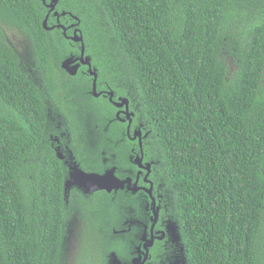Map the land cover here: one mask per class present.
Instances as JSON below:
<instances>
[{
    "label": "trees",
    "instance_id": "1",
    "mask_svg": "<svg viewBox=\"0 0 264 264\" xmlns=\"http://www.w3.org/2000/svg\"><path fill=\"white\" fill-rule=\"evenodd\" d=\"M55 9L66 11L61 23L78 18L98 82L128 99L132 124L147 132L162 214L178 225L187 264H264V0H58ZM46 13L41 0H0V264H62L61 163L35 143L45 101L67 111L74 138L73 101L113 115L87 77L61 79L52 33L64 55L77 49L44 29ZM4 29L35 50L37 81Z\"/></svg>",
    "mask_w": 264,
    "mask_h": 264
},
{
    "label": "flooded vegetation",
    "instance_id": "2",
    "mask_svg": "<svg viewBox=\"0 0 264 264\" xmlns=\"http://www.w3.org/2000/svg\"><path fill=\"white\" fill-rule=\"evenodd\" d=\"M49 1L50 0H48V2ZM48 2L46 1V3ZM55 11L58 10L55 9ZM61 12L62 11H58V13ZM50 15L55 19L52 24L55 25V27L51 30L56 29L63 35L65 40L69 41L68 43L70 45H75L77 53L69 55H73V57L78 56L81 43L73 42L69 39V36L74 33L76 28L80 30L78 25H74L75 20L72 18V20H66L61 23V14H59L58 18L53 12H51ZM57 25L64 26L66 30L65 33L62 27ZM69 55L61 57L60 67L61 61ZM85 55L89 56L92 68H96L97 71L98 69L92 62L91 56L87 53H85ZM21 66L22 63H20V67ZM62 71L63 74L60 75V77L64 79L65 82L70 80V78H77L78 81H81V78L84 80L83 78L87 77V82L89 83L88 93L96 99L101 98L109 101L107 92L111 90V88L109 87L108 81L105 79L98 82V73L95 90L100 94L99 96H93L91 94L90 89L93 76L88 73V66L86 64H81L77 73L74 75L68 74L63 69ZM111 91L113 92V101H117L119 97H122L119 95L115 96L114 91ZM45 102L51 103L47 100ZM75 104H78V102H75ZM90 105L91 104H89V106ZM96 107L100 111V106L96 105L95 108ZM124 109L125 106L115 107L113 105V117L111 116L112 118L110 117V119H107V117L102 118L107 128L112 125L113 120L120 123L118 127L114 129V136H108L105 140L111 143V146L114 145L117 147L118 143H122L125 137L129 142L125 143L129 144V147L124 148V157L120 155L117 156L116 151H112L115 147L112 148L111 146H102V148L96 146L94 150L88 148V152H84L83 146H79V151H77L72 147L75 135L73 136L66 128L62 127L59 119H54V116L50 115L52 111L50 107L46 109L45 125L42 131L37 135L38 139L35 140V143L41 148H43L42 146L50 147L54 151L57 160L61 163L59 167L62 172L61 193L65 218L63 224L64 235L61 262L63 264L65 257L66 237L71 236L68 232L70 225L74 226V230L75 227L81 225V227H79V233H72V236L75 237L76 243L78 244L77 251L72 257V264H108V258L111 252H115L117 257L127 264H187L184 254L185 248L180 240L178 225L171 216L169 217L168 215L162 214L163 211H166L165 203L167 196L157 172L155 161L146 157L144 151V145L147 144L145 139L147 132H144L142 128L140 129V123L132 124V116L129 122L128 118L122 113ZM129 111L132 112L130 109ZM117 112H119V117H116ZM121 127L122 131L119 138V133L116 132V130ZM136 130H140V132L136 133ZM93 151H95L96 157L93 155ZM137 156L141 157V159L136 160ZM92 157H94L93 159L95 161L92 160ZM90 162H94V167L89 169L87 165ZM114 162H117L118 165L114 164ZM97 163L98 167L95 168ZM108 168H114V176L120 179H127L129 183H125L123 188H118L116 190L111 189L107 191L101 189L94 192H85L83 188L77 187L71 182L70 176L73 171L77 173V171L82 170L88 173L95 172L103 174ZM66 182L67 188H65ZM128 185L129 188L127 187ZM133 187L135 190H133ZM102 200L111 208L108 219L107 221L105 220L106 223H109V227L103 229V226H100L98 229H95L94 227L98 226L100 219L105 217L106 213V208L101 205L103 204ZM137 206H139V208L135 217L128 218L126 215L132 216ZM69 219L71 220V224L66 225ZM91 221L93 227L91 226ZM114 222L118 227L113 225ZM96 231L100 236L96 234ZM143 235L145 236L144 241L142 240ZM113 237L125 239L123 247H126L127 257L120 255V253L113 249H104L101 255L103 258L100 259L98 263L93 262L92 260L97 261V257H93L94 253L90 255L91 246L97 243L94 249L96 252L102 245V242L105 241L104 239ZM148 240H153L152 245L147 246V249L144 250L143 243Z\"/></svg>",
    "mask_w": 264,
    "mask_h": 264
},
{
    "label": "rangeland",
    "instance_id": "3",
    "mask_svg": "<svg viewBox=\"0 0 264 264\" xmlns=\"http://www.w3.org/2000/svg\"><path fill=\"white\" fill-rule=\"evenodd\" d=\"M69 13L70 12H68V14ZM69 16L75 20L74 25L75 26L78 25V24H76V19L74 18L75 15L69 14ZM48 30H51V29H48ZM4 33L7 37V42L10 45L11 44L13 45L14 50L20 56V63H22V66H21L22 69L28 73L30 78L37 81V78L34 77L37 73H35L36 71L32 68L33 66H35V62H36L35 61V55H36L35 50L34 49L27 50L28 46H29V42L27 40H25L23 38V36L18 31L9 30V29H7V31H6L4 29ZM51 39L55 42V45L57 48V49L53 48L54 51H56L55 53H53L55 63H57V61H58V63H60V59H61L60 56H64V54H65L64 50H66V44L62 40L60 41L58 36L53 34V33H52ZM75 102H78V101H73V103H75ZM90 104H92L93 109L89 106V103H87V102H80V101L78 102L77 108H82L78 112H79V114L86 112L87 116L85 118L81 115H77V113H78L77 110L73 111L75 114V118H76L75 123H76V128L78 129V134L73 141L72 147L74 149H76L77 151H79V146H83L84 152H88V148H90L91 150H94V147H96V146H98V148H102V141L106 142L105 138H107L108 136L113 137L114 136V129H116L118 127V123H116L115 125L109 126L107 128L106 123L102 120L103 115H102L101 111H99L97 109V107L95 108V106L97 105L96 102L90 101ZM48 107H50V109L52 110L50 115L54 116V119H59L61 124H62V127L69 124V121H67L68 120L67 119V111H65V113H64V110H62L61 108H58L57 106H53L49 102L48 103L45 102V107H44L45 114H46V109ZM91 111L93 112L92 113L93 115L90 113ZM93 117H96L97 119H99V125L101 128L100 132H98L97 128L95 127V121H94ZM46 121H47V118H46ZM49 128H51V127H49ZM121 131H122V127L118 128L116 130V132L119 133V138H120ZM124 144H125V142L118 143L117 147L112 145L111 146L112 148L115 147L114 150H112V151H116L117 156L120 155V156L124 157L125 156V149L124 148H126V147H124ZM93 155L95 156V151H93ZM93 158L94 157H92V160H94ZM93 163L94 162L88 163L87 166L89 167V169L94 167ZM97 167H98V163L95 166V168H97ZM102 202H103V204H101V205H103L106 208L105 217L100 219L98 226L94 227L95 229H98L100 226H103V229H106L107 227H109V223H106L105 220L107 221L109 212L111 211V208L109 206H107L103 200H102ZM70 224H71V220L69 219L66 222V225H70ZM113 225H115V227H118V225L115 222L113 223ZM91 226L93 227L92 221H91ZM79 227H81V225H79L78 227H75V230H74L73 229L74 226L70 225V229L68 232L70 233L71 236L66 237V248L64 251L65 257L63 260V264H72V257L75 254V252L77 251V247H78V244L76 243V239L74 236H72V233H75V232L79 233L80 232ZM96 234L98 236H100V234L97 233V231H96ZM104 240L105 241L102 242V245L97 249L96 252L94 251V249H95V246L97 243L95 245L91 246L90 255L92 253H94L93 257H97V261L92 260L93 262L98 263L99 260L103 258L101 255L103 254L104 249H113L114 251L120 253V255L127 257L126 247H123V243L125 244V239L113 237V238L104 239Z\"/></svg>",
    "mask_w": 264,
    "mask_h": 264
},
{
    "label": "water",
    "instance_id": "4",
    "mask_svg": "<svg viewBox=\"0 0 264 264\" xmlns=\"http://www.w3.org/2000/svg\"><path fill=\"white\" fill-rule=\"evenodd\" d=\"M41 1L48 10L46 16L44 17L43 23H42L43 27L46 30L53 29L55 25H52V26L47 25L48 15L51 12H53L54 15L58 18L59 14L65 15L66 12L62 11L61 13H58V11H55V6L58 0H50L48 3H46L45 0H41ZM69 14L71 15V13ZM74 18L76 19V24H78L79 23L78 18L76 16ZM57 26H61L63 29V32L65 33L66 30L64 26L62 25H57ZM69 39L73 42L81 43L80 53L76 57H73V55H69L65 57L61 61V68L65 70L68 74L74 75L77 73L78 68L81 64H86L88 66V73L93 76V81H92V85L90 89L91 94L93 96H99L100 93H98L95 90L97 71H96V68H92L89 56L85 55V46H84V42H83L84 40H83L81 31L78 28H76L74 30V33L71 36H69ZM107 94L109 96L108 97L109 101L115 107L125 106V109L124 111H122V113L126 116V118H128L130 122V117L133 116V112L129 111L128 99L126 97H119L117 101H113L112 99L113 92L109 90ZM116 117H119V112L116 113ZM135 132L139 133L140 130H136ZM140 159L141 157L139 156L136 157V160H140ZM113 169L114 168H108L103 174H98L95 172L88 173L82 170L77 171V173L73 171L71 173L70 179L73 184H75L77 187L83 188L85 192H94L96 190H101V189L110 191L111 189L116 190L118 188H123L125 183H129V180L116 178L114 176ZM127 187L129 188V185ZM65 188H67V182L65 183ZM133 190H135L134 187H133ZM144 239H145V236L143 235L142 240L144 241ZM152 241L153 240H148L143 243L144 250L147 249V246L152 245ZM108 264H127V263L119 259L117 255L115 254V252H111L108 258Z\"/></svg>",
    "mask_w": 264,
    "mask_h": 264
},
{
    "label": "clouds",
    "instance_id": "5",
    "mask_svg": "<svg viewBox=\"0 0 264 264\" xmlns=\"http://www.w3.org/2000/svg\"><path fill=\"white\" fill-rule=\"evenodd\" d=\"M49 15H50V14H49ZM49 15H48V16H49ZM45 16H46V15H45Z\"/></svg>",
    "mask_w": 264,
    "mask_h": 264
}]
</instances>
